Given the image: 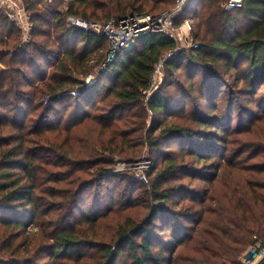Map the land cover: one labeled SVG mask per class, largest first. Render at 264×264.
Segmentation results:
<instances>
[{
  "label": "trees",
  "instance_id": "trees-1",
  "mask_svg": "<svg viewBox=\"0 0 264 264\" xmlns=\"http://www.w3.org/2000/svg\"><path fill=\"white\" fill-rule=\"evenodd\" d=\"M174 2L25 0L32 17L23 43L0 11V264H242L253 235L264 240V176L253 172L264 173V0L230 9L228 0H189L178 20L196 19V46L178 49L147 32L111 62L105 36L67 21L157 14ZM175 49L147 94L157 62ZM239 90L257 110L237 102ZM144 149L155 166L140 202L135 172L105 165L137 162ZM243 160L252 161L245 169L255 186L236 179L223 205L218 172L240 171ZM143 202L145 218L128 216L109 240L99 236L111 214ZM34 224L40 239L26 233Z\"/></svg>",
  "mask_w": 264,
  "mask_h": 264
},
{
  "label": "built area",
  "instance_id": "built-area-1",
  "mask_svg": "<svg viewBox=\"0 0 264 264\" xmlns=\"http://www.w3.org/2000/svg\"><path fill=\"white\" fill-rule=\"evenodd\" d=\"M46 5L52 0H45ZM243 0H228L226 8L241 6ZM189 0H175L171 8L165 9L157 14L152 13H133L123 16L119 19L111 18L106 22L90 21L81 16L68 15L69 24L85 30H92L95 34L103 35L108 39L109 50L106 62H111L115 55L121 49L131 48L137 38L147 32H161L177 41L178 49H188L196 46L194 43L193 31L196 26L194 17H187L178 20L184 13ZM0 9L17 26L25 30L24 41L28 39L27 33L30 30V16L27 11L24 0H0ZM23 41V42H24ZM178 49L165 52L157 62L151 76L150 87L147 94L158 85L161 80L163 67L168 59L177 52ZM104 64L101 70L104 69ZM95 80V74H89L86 77L87 84ZM77 94L76 91H72ZM245 264H264V244L260 242L253 243L248 249L245 257Z\"/></svg>",
  "mask_w": 264,
  "mask_h": 264
},
{
  "label": "rangeland",
  "instance_id": "rangeland-1",
  "mask_svg": "<svg viewBox=\"0 0 264 264\" xmlns=\"http://www.w3.org/2000/svg\"><path fill=\"white\" fill-rule=\"evenodd\" d=\"M2 10L3 9H0V11H2ZM238 86H240V84ZM239 91H241V90H239ZM257 93H259V92H257ZM252 97H253V94H246V92L241 91V92H239V94L237 93L236 100H237V102L241 103V105L246 104V105H248L249 108L257 110V106L250 100ZM223 109H225V111L227 110L226 108H223ZM240 114L241 113H240L239 108H235L234 112H233V118H232L233 119V122H232L233 125L236 124V122H237L236 118ZM240 121H241V119L239 118L238 122H240ZM247 123H249V122L247 121ZM261 131L264 133V124L262 125ZM86 132L87 131H84V135L86 134ZM88 132H89V134H86V136L93 137V138L95 137L94 135L96 133H94V131L88 130ZM62 137H63V134H62ZM62 137L60 138V140L62 139ZM176 149L178 150V148H176ZM146 153H147V150H145L143 152V154H141L140 160H138L137 162H134L132 164L126 163V162H121L118 160L113 164L105 165V167H107L111 171L116 170V171H120V172H126V171L135 172L133 176L135 177L136 180L141 181V183L140 182L135 183V186H138V188L133 193V200L136 199L138 197V195H140V199H141L140 202L143 201V198L145 196V194H143L144 193L143 190H144V187L146 186L145 182L148 180V174L150 173L151 169L155 166V163H153L152 159L143 158ZM250 162H252V161H250ZM250 162H249V160H246V161L243 160L242 164H241L242 169L240 171L231 172V171H229L230 168H227L228 170H226V171H223V172L219 171L218 172L220 179L215 184L213 189H214V195L217 198H219L218 200H220L221 204H223V205L226 204L227 206L231 205L230 200L227 199L228 198L227 194L230 191V187H233V185H235L236 179L241 180L242 184L248 185L251 190L253 189V187L255 186V182H252L253 178H249V176L251 175L250 170L245 169V168H250L248 166ZM160 163H161V160H158L156 165L159 166ZM262 165H264V161L261 163V165H259L258 168H264V166H262ZM253 172L255 173V175H257L256 172H258L259 176H264V173H261V172L259 173V171H257V170H255ZM176 181L188 183L189 182V176L188 175L187 176L180 175L176 178ZM128 183H129L128 180L125 178L122 182L121 188H119V190H121V195L119 194V196H118L119 202L124 201V199L126 200V197L128 196V193H129ZM195 185H200L199 186L200 188L201 187H207V185L199 177L195 180ZM235 189L237 190L238 188H235ZM106 190H108V189L106 188ZM141 197H143V198H141ZM143 203H145V204H143ZM143 203L135 204L131 207H124L123 208L124 210H120L121 212H117V213L113 212L114 214H111L110 217H108L106 220H104V222H101L98 225L97 231L99 232V236L100 237L104 236L107 240H109V238L117 230V226L120 225L121 223H123L125 221L124 219L128 216L133 217L137 221L145 218V216L148 213L149 208H148V204L146 202H143ZM210 204H212V206H215V201L211 200ZM176 209H177V206H176ZM196 209H199V206H197ZM184 223H185V225H193L194 224V222H189V221H184ZM27 231L28 232H26V233L35 232L34 238L37 237L40 239V234L38 232L39 230L35 224L29 225ZM5 233H6V229L0 220V235H5ZM257 236H258V238H257ZM253 238L257 239L256 242H260V243H262L261 241L264 242V240H262L259 237V235H257V234L253 235ZM0 243H2V240H0ZM251 245L252 244H250L245 249V251L243 252V254L241 256V263L242 264H245L246 253H247L248 249L251 247ZM46 260H47V255L42 254L40 256V261L43 262Z\"/></svg>",
  "mask_w": 264,
  "mask_h": 264
},
{
  "label": "crops",
  "instance_id": "crops-1",
  "mask_svg": "<svg viewBox=\"0 0 264 264\" xmlns=\"http://www.w3.org/2000/svg\"><path fill=\"white\" fill-rule=\"evenodd\" d=\"M25 2V1H24ZM26 8H27V6H26ZM27 11H28V13H29V16H30V20H31V17H32V14H31V12L29 11V9L27 8ZM2 13H3V11H1ZM4 14V13H3ZM11 21V20H10ZM19 30H20V32H21V39H22V43H23V41H24V37H25V35H26V32H25V30L24 29H22L21 27H19V26H17L16 25V23H14L13 21H11ZM30 24H31V21H30ZM30 31H31V27H30V30H29V32L27 33V35H28V39H29V35H30ZM21 43V44H22Z\"/></svg>",
  "mask_w": 264,
  "mask_h": 264
}]
</instances>
